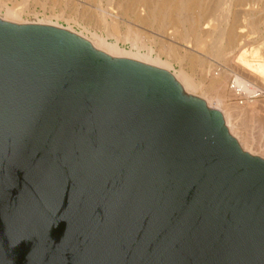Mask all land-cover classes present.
Returning <instances> with one entry per match:
<instances>
[{"label":"water","instance_id":"water-1","mask_svg":"<svg viewBox=\"0 0 264 264\" xmlns=\"http://www.w3.org/2000/svg\"><path fill=\"white\" fill-rule=\"evenodd\" d=\"M0 264H264V159L159 68L0 21Z\"/></svg>","mask_w":264,"mask_h":264},{"label":"bare ground","instance_id":"bare-ground-1","mask_svg":"<svg viewBox=\"0 0 264 264\" xmlns=\"http://www.w3.org/2000/svg\"><path fill=\"white\" fill-rule=\"evenodd\" d=\"M73 1L58 0L64 2L63 9L53 13L58 20H82L92 28H101L114 41L108 42L105 34L103 37L94 30L90 36L75 32L50 17L35 23L23 21L24 14L34 13L36 6L45 7L47 0H0V21L55 27L86 40L94 51L110 58L159 68L177 83L182 94L219 110L240 151L264 155L263 141L257 143L238 125V112H245L256 124V118L264 115V0H106L117 12L110 20L106 8L98 6L95 11ZM123 17L128 24L123 23L121 32L116 21ZM129 19L136 24H129ZM260 133L264 135V123ZM260 155L256 157L264 159Z\"/></svg>","mask_w":264,"mask_h":264},{"label":"rangeland","instance_id":"rangeland-1","mask_svg":"<svg viewBox=\"0 0 264 264\" xmlns=\"http://www.w3.org/2000/svg\"><path fill=\"white\" fill-rule=\"evenodd\" d=\"M61 1H66V0H61ZM89 1V2H88ZM74 0L73 1V3H76V4H78L79 6H83V7H86V8H88L89 6H90V8H91V10H93L95 7H102V8H106V10H108V13L106 14L107 16H110L111 14H112V18H113V14H115L114 13V11L116 12V10H113V7L112 8H110V7H108L107 6V2H106V0ZM105 1V2H104ZM12 1H10V2H8V6L9 5H12V3H11ZM72 2V1H71ZM81 4H79V3ZM47 4L45 5V7H40V6H36V7H34V13H30V14H24L23 15V17L24 18H22L23 19V21H25L26 23H35L36 21H39V20H41L42 18H44V17H50V19H51V21H53V22H58V24L59 25H62L63 27H66V26H70L75 32H78V33H83L84 35H86V36H90L91 34V32H93V30L96 32V33H100V34H102L103 35V37H104V30H102L101 28H99L100 30H98V27H90V25H88V24H86L85 22H83L82 20H76V21H74V20H70V21H66V20H63V18H59V20H58V18L55 16V14H57L58 12H60V10H62L63 9V7H64V5L63 4H61V3H64V2H58V0H47V2H46ZM54 3V4H53ZM96 4H97V6H96ZM100 4V5H99ZM49 5V6H48ZM54 5V7H51V6H53ZM87 5H89L88 7H87ZM102 5V6H101ZM105 6H107V7H105ZM48 8V9H47ZM52 8V9H51ZM46 9V10H45ZM54 9V10H53ZM58 9V10H57ZM52 10V11H51ZM95 11H96V8L94 9ZM37 11V12H36ZM42 11H43V14H42ZM50 11V12H49ZM111 13H110V12ZM113 12V13H112ZM53 13H55V14H53ZM117 13V12H116ZM35 14V15H34ZM45 14V15H44ZM115 16V15H114ZM109 18V20H110V18H111V16L110 17H108ZM111 18V19H112ZM125 19H127V17H123V18H121V20H122V22H121V20L119 21L118 20V22L116 21V23L117 24H119L120 26H118L117 24V28H119L120 30H121V32H123L122 30H124L123 28H125V25H126V23L128 24V19L125 21ZM124 20V21H123ZM132 20V19H131ZM130 19H129V22L131 21ZM126 22V23H125ZM133 22V23H132ZM123 23L125 24V25H123ZM122 24V25H121ZM129 24H136L133 20L129 23ZM263 26V27H262ZM261 27L262 28H264V24H262L261 25ZM96 28V29H95ZM122 28V29H121ZM118 29V30H119ZM119 30V31H120ZM106 35V34H105ZM111 36H107L106 35V37H105V39L108 41V42H111V41H114V38H112L113 40H111ZM120 45H122V42L120 43ZM123 46L124 47H126V48H128L129 47V44H127V43H124L123 44ZM143 50V48H141V51ZM144 51V50H143ZM254 106H258V104H254ZM263 112H264V110H263ZM262 112V113H263ZM260 115H262V118H261V116ZM259 115V117L261 118V119H264L263 117H264V115L263 114H260ZM256 118V119H258L257 121V124L255 123L256 121H255V119H254V121L255 122H253V121H251V119L250 118H247L246 117V115H245V112H238V125H239V127H241V129H242V131L247 135V136H249V137H251L252 139H256L255 141L257 142V140H258V142L257 143H260V142H262V143H264V135H262L263 133H260V125L261 124H263L264 123V120H263V122L261 123L260 122V118ZM250 121H249V120ZM262 121V120H261ZM249 122V123H248ZM245 127V128H244ZM247 130V133H246V130ZM249 129V130H248ZM249 134V135H248ZM253 151L255 152V153H257V151L258 150H256L255 151V149L253 148ZM258 155H260V153H257ZM256 154V156H258ZM261 156H263L262 158H264V155H260V157Z\"/></svg>","mask_w":264,"mask_h":264},{"label":"clouds","instance_id":"clouds-1","mask_svg":"<svg viewBox=\"0 0 264 264\" xmlns=\"http://www.w3.org/2000/svg\"><path fill=\"white\" fill-rule=\"evenodd\" d=\"M14 246V245H13Z\"/></svg>","mask_w":264,"mask_h":264}]
</instances>
